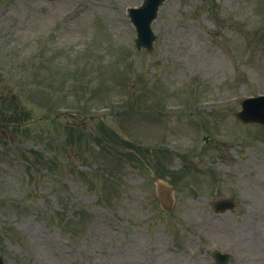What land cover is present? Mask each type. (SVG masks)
<instances>
[{
	"label": "rangeland",
	"instance_id": "1",
	"mask_svg": "<svg viewBox=\"0 0 264 264\" xmlns=\"http://www.w3.org/2000/svg\"><path fill=\"white\" fill-rule=\"evenodd\" d=\"M141 2L1 0L5 264H216L214 248L232 253L228 264H264V128L243 134L222 116L227 134L218 126L209 141L178 130V139H193L195 150L205 147L198 162H177L184 170L182 186L168 215L149 211L137 168L124 169L115 197L105 183L113 172L91 138L98 118L111 124L118 117L114 110L120 106L113 104L125 99L126 89L134 95L141 89L135 77L128 87L123 80L106 85L134 56L145 81L156 80L142 97L155 101L162 92L166 103L182 106L264 93V0H170L153 26L158 40L151 52L135 49L136 31L126 15V8ZM140 99L141 104L145 98ZM100 108L111 111L100 114ZM136 118L119 122L121 129L129 127L133 137L127 138L159 143L157 129L156 138L139 140V128L147 125L139 127ZM67 134L78 136L72 139L78 151L70 148ZM249 139L253 143L246 145ZM195 150L188 159L197 156ZM200 174L215 181L204 177L201 186L210 190L191 193L185 181ZM62 192L70 196L64 212ZM218 197L235 198L237 208L213 214L211 202Z\"/></svg>",
	"mask_w": 264,
	"mask_h": 264
},
{
	"label": "water",
	"instance_id": "2",
	"mask_svg": "<svg viewBox=\"0 0 264 264\" xmlns=\"http://www.w3.org/2000/svg\"><path fill=\"white\" fill-rule=\"evenodd\" d=\"M154 1H156V0H154Z\"/></svg>",
	"mask_w": 264,
	"mask_h": 264
}]
</instances>
